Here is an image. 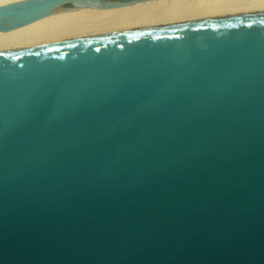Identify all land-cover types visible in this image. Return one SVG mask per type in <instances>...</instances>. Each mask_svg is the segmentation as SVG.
I'll use <instances>...</instances> for the list:
<instances>
[{
	"label": "water",
	"instance_id": "95a60500",
	"mask_svg": "<svg viewBox=\"0 0 264 264\" xmlns=\"http://www.w3.org/2000/svg\"><path fill=\"white\" fill-rule=\"evenodd\" d=\"M0 264H264V14L0 52Z\"/></svg>",
	"mask_w": 264,
	"mask_h": 264
},
{
	"label": "bare ground",
	"instance_id": "6f19581e",
	"mask_svg": "<svg viewBox=\"0 0 264 264\" xmlns=\"http://www.w3.org/2000/svg\"><path fill=\"white\" fill-rule=\"evenodd\" d=\"M28 0H0V7ZM97 0L59 5L48 16L0 31V52L30 49L120 32L264 14V0H148L98 9Z\"/></svg>",
	"mask_w": 264,
	"mask_h": 264
}]
</instances>
